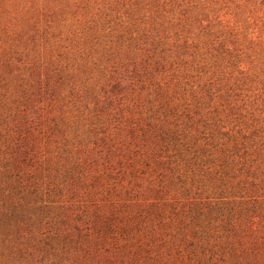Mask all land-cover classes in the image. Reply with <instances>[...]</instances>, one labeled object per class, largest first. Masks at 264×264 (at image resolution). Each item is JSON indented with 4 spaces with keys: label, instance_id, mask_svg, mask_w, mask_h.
I'll return each instance as SVG.
<instances>
[{
    "label": "rangeland",
    "instance_id": "1",
    "mask_svg": "<svg viewBox=\"0 0 264 264\" xmlns=\"http://www.w3.org/2000/svg\"><path fill=\"white\" fill-rule=\"evenodd\" d=\"M0 264H264V0H0Z\"/></svg>",
    "mask_w": 264,
    "mask_h": 264
}]
</instances>
